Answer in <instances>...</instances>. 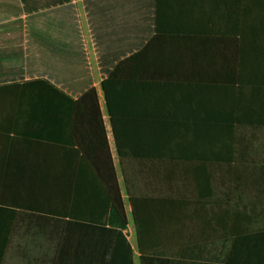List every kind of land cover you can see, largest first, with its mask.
I'll return each instance as SVG.
<instances>
[{"label":"crops","instance_id":"obj_1","mask_svg":"<svg viewBox=\"0 0 264 264\" xmlns=\"http://www.w3.org/2000/svg\"><path fill=\"white\" fill-rule=\"evenodd\" d=\"M254 7L0 0V264H86L105 201L134 264L195 246L232 264V240L264 234Z\"/></svg>","mask_w":264,"mask_h":264},{"label":"trees","instance_id":"obj_2","mask_svg":"<svg viewBox=\"0 0 264 264\" xmlns=\"http://www.w3.org/2000/svg\"><path fill=\"white\" fill-rule=\"evenodd\" d=\"M255 2L258 3L257 15L262 16L259 20H263L261 31L264 33V0H249V12L255 13ZM109 73H106L105 76ZM101 211L103 212L102 218L99 217L94 222L96 227H93L95 232L93 237H103V239L101 243L98 242L99 239L95 245L86 250L88 258L86 264H134L132 248L122 234L126 227L124 221L107 201ZM9 214L11 216L9 229L11 230L15 224L16 213L9 210ZM204 247L195 246L142 254L138 258V264H176L179 261L182 263L177 264H195V260L205 255V249H202ZM226 256L231 257L232 264H264V234L232 240L231 248L227 249Z\"/></svg>","mask_w":264,"mask_h":264}]
</instances>
